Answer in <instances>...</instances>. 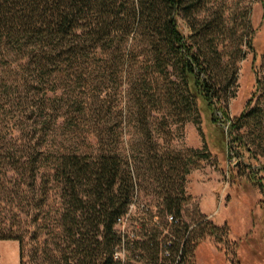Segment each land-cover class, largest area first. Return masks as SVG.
<instances>
[{
    "label": "trees",
    "instance_id": "1",
    "mask_svg": "<svg viewBox=\"0 0 264 264\" xmlns=\"http://www.w3.org/2000/svg\"><path fill=\"white\" fill-rule=\"evenodd\" d=\"M227 8L224 0H0V241L17 242L19 264L24 256L116 264L113 228L134 189L180 219L185 178L206 156L171 149L170 125L198 124L201 114L222 151H250L237 134L246 111L231 118L227 104L253 31L245 9L238 29L229 27ZM236 30L242 36L226 46ZM256 180L248 176L264 190ZM187 229L180 221L175 230L173 260L184 239L178 264H194L199 236ZM142 250L159 264L157 244Z\"/></svg>",
    "mask_w": 264,
    "mask_h": 264
},
{
    "label": "rangeland",
    "instance_id": "2",
    "mask_svg": "<svg viewBox=\"0 0 264 264\" xmlns=\"http://www.w3.org/2000/svg\"><path fill=\"white\" fill-rule=\"evenodd\" d=\"M224 1L228 6L225 16L229 27L238 29L245 9L253 31L254 53L241 45L245 55L236 64V81L227 110L231 118L246 111L243 127L237 134L257 157L249 155L250 151L245 148L242 157L236 153L239 152L236 146L222 151L216 142L219 130L201 114L198 124L187 121L183 125H170L171 149L192 148L206 156L185 178L184 196L188 200L180 220L199 236L192 259L194 264H264V190L260 184L248 181V176L254 175L256 182L264 183V170L259 167L264 166V0ZM178 24L183 35L188 36L190 31L185 21L179 19ZM231 34L233 38L229 36L226 46H234L232 40L242 36L240 30ZM256 78L260 81L259 93L254 91ZM140 197L151 207L159 208L152 209L150 216L157 213L163 221L165 212L161 211V205L157 206V200L142 190ZM195 211L203 218H194ZM0 251V264H17V249L16 252L9 249L10 253L5 255V247L1 245ZM22 262L37 264L26 256Z\"/></svg>",
    "mask_w": 264,
    "mask_h": 264
},
{
    "label": "built area",
    "instance_id": "3",
    "mask_svg": "<svg viewBox=\"0 0 264 264\" xmlns=\"http://www.w3.org/2000/svg\"><path fill=\"white\" fill-rule=\"evenodd\" d=\"M161 207V206H160ZM147 202L140 197V191L134 189L126 206L125 212L116 219L114 232L117 241L113 247L111 257L116 264H147V256L142 250L145 243H155L158 247V262L165 261L171 264L180 262V252L184 239H181L179 252L172 258L171 250L177 242L176 228L180 225V219L172 213L165 212L163 221L157 213H150L152 209ZM159 209V208H157ZM162 209V207H161ZM192 230L188 227L187 232Z\"/></svg>",
    "mask_w": 264,
    "mask_h": 264
},
{
    "label": "crops",
    "instance_id": "4",
    "mask_svg": "<svg viewBox=\"0 0 264 264\" xmlns=\"http://www.w3.org/2000/svg\"><path fill=\"white\" fill-rule=\"evenodd\" d=\"M204 203V202H203ZM209 206V204H208ZM210 208V206H209ZM210 214V213H209ZM208 215V213H207ZM3 245L5 247V255H8L10 253L9 249H13L16 252L17 249V257H16V262L19 264V254H18V244L16 241H9V240H3L0 241V246ZM0 256H1V251H0Z\"/></svg>",
    "mask_w": 264,
    "mask_h": 264
}]
</instances>
